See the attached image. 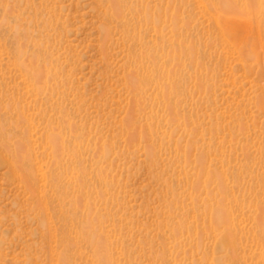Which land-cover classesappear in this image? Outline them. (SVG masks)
Listing matches in <instances>:
<instances>
[{"label":"rangeland","instance_id":"rangeland-1","mask_svg":"<svg viewBox=\"0 0 264 264\" xmlns=\"http://www.w3.org/2000/svg\"><path fill=\"white\" fill-rule=\"evenodd\" d=\"M0 264H264V0H0Z\"/></svg>","mask_w":264,"mask_h":264}]
</instances>
